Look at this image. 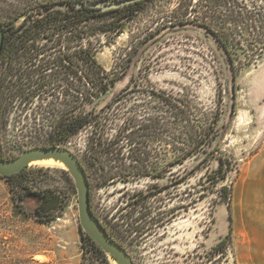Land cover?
<instances>
[{"label":"rangeland","instance_id":"374dc122","mask_svg":"<svg viewBox=\"0 0 264 264\" xmlns=\"http://www.w3.org/2000/svg\"><path fill=\"white\" fill-rule=\"evenodd\" d=\"M67 1L0 0V19L15 26L26 19L30 25L47 14L51 4H56L52 11L68 10L70 5L63 4ZM71 1L107 5L121 0ZM201 2L144 0L140 6L109 10L97 19L106 26H121L95 40L98 62L108 72L119 73L120 79L87 108L103 116L109 136L132 118L152 124L162 116L163 122L158 135L145 133L135 141L125 137L133 130L129 127L121 141L122 162L110 165L114 171L126 168L137 156L146 158L147 168L132 177L110 171L92 177L93 208L109 227L118 223L120 240L135 264H262L257 235L264 174V59L250 67L236 61L235 80L226 53L203 26ZM52 28L35 40L37 47L48 48L37 61L21 55L10 60L13 89L9 101L0 106V155L8 159L52 146L54 126L74 105L75 93L69 90L73 76L57 64L59 50L70 54V33ZM215 28L222 30L218 23ZM48 59L53 65H44L46 71L37 67ZM38 68L40 73H34ZM155 93L174 99L208 129L209 144L185 161L172 149L168 131L173 119ZM104 109L110 112L108 120ZM93 129L88 127L61 145L82 159ZM220 159L228 175L217 183ZM32 176L38 187L72 195L55 219L40 221L34 215L37 203L28 200L22 209L11 184L0 176V264H115L109 254L107 260L92 254L84 242L78 194L72 191L66 170L49 168ZM223 186L231 188L229 200ZM231 227L228 254L216 252Z\"/></svg>","mask_w":264,"mask_h":264},{"label":"trees","instance_id":"16d2710c","mask_svg":"<svg viewBox=\"0 0 264 264\" xmlns=\"http://www.w3.org/2000/svg\"><path fill=\"white\" fill-rule=\"evenodd\" d=\"M143 2L144 1L132 3L118 8L119 10L115 9L112 11L117 12L123 9L137 7L143 4ZM86 3L87 2H76L75 5L70 6L66 11H52L55 4H51L49 5V12L47 14L35 20L33 24H30L26 28H23L22 25L16 27L15 24L11 22L10 27H7L5 32L3 51L12 54H20L23 56V59L29 61H37V57L43 54L42 52L47 53L48 51L46 47L40 48L36 46L35 40L40 33L50 27H53L55 31L59 30L61 32L62 29H64V31H69L70 45L67 47H69L70 54H68L67 51L62 54L61 50H59L60 53L59 56H57V64L59 68L61 67L63 70L69 69L71 74V66L73 64V59H75L76 71L73 77L74 80H71L69 83V90L72 91L73 87L75 90V102L74 105H71L65 110V113L54 126L53 132L51 133L53 138V143L51 145H60L70 136L79 134L82 130L93 126L94 129L89 137L85 155L81 159L91 185V203L93 208L92 188L94 182L92 177L94 173L104 177L110 171L112 175L115 176L132 177L137 175L138 169L142 167H144V169L147 168L145 164L147 161L146 158H137V156H133L131 164L126 168L122 167V169L114 171V169L111 170L110 165H113L114 162H122L121 141L123 138L129 137L130 141H135L136 137L144 135L145 133L150 136L158 135L161 130L160 126L163 122L162 116L154 118L152 124H142L139 123L137 118H132L131 122H126L127 124L125 127L122 125L121 128H118L114 136H109L106 128L107 124H104L102 120L103 116L95 114L93 110L87 108L96 98L108 92L120 79L119 73L108 72L98 62L97 42L98 37L102 34L108 31H120L118 29L121 26H106L104 23L101 24L97 22L98 17L111 11L91 8ZM69 4L68 2V5ZM201 6L203 10V26L215 37L226 53L235 80L238 75L235 67L236 61L248 62L246 66L250 67L264 59V0H202ZM215 23L221 25L222 30H217L215 28ZM226 25L232 26L230 31H225L224 28ZM95 40H97V42ZM54 44L57 45L56 43ZM36 51L38 52L36 53ZM234 55L238 56V58ZM242 57L243 60L241 59ZM68 58L69 63L67 62ZM44 65L49 67L53 64L50 63V59H48L45 63H41L37 67L46 71ZM39 68L33 70L35 71L34 73L39 74ZM66 76L68 79V74L64 71V81ZM155 98L167 109L170 118L173 119V125L168 132L172 140V149L175 153H180L179 158L181 161L191 158L202 149L204 145L209 144V142H207L209 140L206 139L209 134L208 129L197 123L192 113L188 112L172 98H166L158 93H155ZM119 99L120 97L118 96L107 107L109 109L112 108V105L118 102ZM103 111L104 113L107 112L105 115H107L108 120L110 112L105 109ZM129 127H132L133 130L130 132L129 136L124 137ZM181 128H190V130H180ZM211 128L212 127H210V129ZM146 129H151V132H148ZM142 130L144 131L143 134ZM2 157L8 159L4 156ZM133 162H141L142 165L134 166ZM48 170L49 168L33 169L26 167L17 174L1 177L11 184L15 197L18 203H21L22 209L26 208L25 203L28 200H33L37 203L34 215L40 221L55 219L57 211L72 195V192L70 193L68 190L54 191L37 186L32 174L36 171ZM66 174H68L71 189L75 192L76 187L73 183V179L68 171H66ZM215 175H217L215 178L217 183L227 177L228 168H226L224 159H220V166L218 170L215 171ZM222 191L229 200L231 198V188L223 186ZM93 211L102 221L94 208ZM230 220L232 221L231 213ZM102 222L109 233L124 246L118 234V223L109 227L104 221ZM80 230L82 238L91 253L103 257L106 260L109 259L104 249L85 233L82 228H80ZM232 232L233 229L231 227L228 235L214 248L216 252L220 251L223 254H228V250L232 243Z\"/></svg>","mask_w":264,"mask_h":264},{"label":"water","instance_id":"95a60500","mask_svg":"<svg viewBox=\"0 0 264 264\" xmlns=\"http://www.w3.org/2000/svg\"><path fill=\"white\" fill-rule=\"evenodd\" d=\"M144 0H123L113 4L100 2H87L91 8L109 11L132 3ZM5 33L0 24V54L3 49ZM56 158L63 161L69 168L78 194V209L81 228L87 233L104 251L111 255L118 264H135L128 250L117 241L104 226L103 222L94 213L91 203V185L85 167L77 154L63 145L49 147H37L27 150L16 159H4L0 155V176L7 177L17 174L29 167L36 160Z\"/></svg>","mask_w":264,"mask_h":264},{"label":"flooded vegetation","instance_id":"af4514ba","mask_svg":"<svg viewBox=\"0 0 264 264\" xmlns=\"http://www.w3.org/2000/svg\"><path fill=\"white\" fill-rule=\"evenodd\" d=\"M68 2L70 3L69 4L70 6H73V5L76 4V1L72 2L71 0H68L67 2H64L63 4H68ZM14 20L16 21V19H14ZM22 23L23 24H20V25H22L23 28H26V27L29 26L26 23V19L23 20ZM0 24L2 25L4 33H5L6 30H7V27H10L11 23L10 24H6V22H4L3 20L0 19ZM20 25H18V26H20ZM18 26H16V27H18ZM23 49H25V48H23ZM19 56H20V54H15V53L12 54L10 52L3 51V49H2V52L0 54V106H3L4 102L9 101L10 96H11L10 91L13 89L11 87V84H12L11 80H9V75H10L9 72L12 69V68H10L11 66L9 67L10 60H15V58L18 59ZM22 58H23V56H22ZM75 71H76V62H75V59H73V64L71 66V74H72L73 77L75 75ZM73 91L75 93L74 87H73ZM74 102H75V94H74Z\"/></svg>","mask_w":264,"mask_h":264},{"label":"bare ground","instance_id":"6f19581e","mask_svg":"<svg viewBox=\"0 0 264 264\" xmlns=\"http://www.w3.org/2000/svg\"><path fill=\"white\" fill-rule=\"evenodd\" d=\"M31 165L43 167V168H61L64 170H69L68 166L63 161L56 159V158L36 160L32 162ZM115 264H118V263L116 262Z\"/></svg>","mask_w":264,"mask_h":264},{"label":"crops","instance_id":"0c3cea01","mask_svg":"<svg viewBox=\"0 0 264 264\" xmlns=\"http://www.w3.org/2000/svg\"><path fill=\"white\" fill-rule=\"evenodd\" d=\"M261 229L259 236V240L261 243V253H260V260L262 264H264V174L262 180V188H261Z\"/></svg>","mask_w":264,"mask_h":264}]
</instances>
